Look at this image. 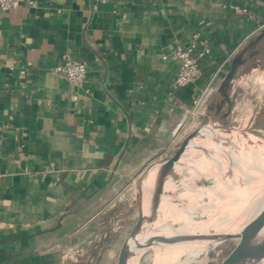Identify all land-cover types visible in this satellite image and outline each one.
Returning <instances> with one entry per match:
<instances>
[{
	"label": "crops",
	"instance_id": "1",
	"mask_svg": "<svg viewBox=\"0 0 264 264\" xmlns=\"http://www.w3.org/2000/svg\"><path fill=\"white\" fill-rule=\"evenodd\" d=\"M193 40L211 54L176 86L180 62L163 56ZM66 53L86 64L83 84L54 71ZM235 61L236 74L264 72V0L0 8V264H116L112 219L134 201L129 182L174 153L210 80L218 109L230 101L219 87Z\"/></svg>",
	"mask_w": 264,
	"mask_h": 264
},
{
	"label": "bare ground",
	"instance_id": "2",
	"mask_svg": "<svg viewBox=\"0 0 264 264\" xmlns=\"http://www.w3.org/2000/svg\"><path fill=\"white\" fill-rule=\"evenodd\" d=\"M248 79L263 82L264 74L254 72ZM196 134L183 153L189 154L187 165L191 175L181 181L171 176L164 179L156 220L148 235L152 238H147V229L138 236L130 264H137L155 240L160 245L153 246V251L164 264L197 263L223 233L242 226L259 206L264 192V142L256 143L240 129L228 132L214 123L202 125ZM196 151L202 155L194 157ZM160 168L161 164L150 168L147 179L140 185L145 218L154 200ZM208 178L215 183L200 186L194 182ZM179 184L184 191L174 199L173 189ZM257 250L261 255L256 257ZM245 264H264V243L256 246Z\"/></svg>",
	"mask_w": 264,
	"mask_h": 264
},
{
	"label": "rangeland",
	"instance_id": "3",
	"mask_svg": "<svg viewBox=\"0 0 264 264\" xmlns=\"http://www.w3.org/2000/svg\"><path fill=\"white\" fill-rule=\"evenodd\" d=\"M251 71L252 70H246L241 74L235 75V78L232 83H230L227 91L230 101L223 104L220 109L217 107V103L220 100V93H218V90L210 93L205 103L207 105L205 113L199 115L193 114L192 118L186 123L185 128L178 131L176 138L178 146L191 132H195L193 137L197 136V130H199L202 125L208 123H214L217 127H222L228 132L232 131V129H240L243 133L249 134L256 143L264 142V81L260 82L248 79V77L254 72L262 74H264V72ZM259 110L262 111L261 114L258 113ZM225 111H227L226 114L224 113ZM254 115H256V117H254ZM244 121L247 123L245 124ZM178 146H176V148H178ZM201 155L200 151L193 153L194 157H200ZM182 156L181 161L177 164L175 169L173 168L165 178L171 176L174 180L181 181L191 175V171L187 165L190 161L189 154H183ZM155 164L152 165L154 166ZM147 177L148 171H146L143 176L135 182H129L128 190L133 192V195L135 196L133 198L134 201L132 200L133 202L130 204V207L126 198L121 201L118 205L119 207H117L118 215L114 216L112 219L113 227L116 228L115 232L119 247L122 245L124 239L127 237L136 222L137 202L140 203L142 198L140 185L147 179ZM194 182L197 185L204 186L207 184H214L215 180L213 178H208L207 180L196 179ZM183 191L184 187L182 185H176L173 189V198L178 199L180 193ZM185 202H187V200ZM155 213L156 209L154 210L153 215L150 210L147 212L148 216L146 217V221L149 222V227L146 230V236L149 239L152 238L148 235L151 234V225L156 220L154 217ZM198 217L200 218L201 216L198 214ZM203 218H206V216ZM217 242L216 244L209 246L207 251L201 254L197 263L188 262L186 264H218L232 248L234 241H228L224 244H220V241ZM159 245V241L151 244L150 248L140 256L137 264H164L159 257L157 258V255L152 248L153 246ZM250 254L251 252L246 255V260L239 261L237 264H245Z\"/></svg>",
	"mask_w": 264,
	"mask_h": 264
},
{
	"label": "water",
	"instance_id": "4",
	"mask_svg": "<svg viewBox=\"0 0 264 264\" xmlns=\"http://www.w3.org/2000/svg\"><path fill=\"white\" fill-rule=\"evenodd\" d=\"M237 64V61H235L227 74L224 76L219 87V91L222 94L227 93L230 83H232L234 80ZM194 134L195 132L188 134L186 138L179 144L178 148H176L174 153L165 161L160 163L161 168L154 192V200L150 209L152 215L159 202L161 187L165 177L174 168L175 164L181 160V157ZM145 219V215L142 211V200H140L138 218L121 245L116 264H130L131 259L134 256L135 241L137 240L138 236L149 227V222H147ZM219 241L220 244H224L228 241H234V245L218 264H237L239 261H244L246 260V255L249 254V252H254L257 245L264 243V192L261 196L259 206L257 207L256 211L246 220V222L234 230L223 233ZM153 243H156V240ZM254 255L256 257L260 256L261 251L257 250Z\"/></svg>",
	"mask_w": 264,
	"mask_h": 264
},
{
	"label": "built area",
	"instance_id": "5",
	"mask_svg": "<svg viewBox=\"0 0 264 264\" xmlns=\"http://www.w3.org/2000/svg\"><path fill=\"white\" fill-rule=\"evenodd\" d=\"M20 0H0V8L8 10L18 5ZM231 8L236 13H245L248 8L233 4ZM211 54L210 46L198 40H193L189 44H178L169 54L163 56L164 59L172 58L180 62L179 69L174 78V85L186 86L197 81L201 77L200 61L207 58ZM223 70V64L218 68L213 78ZM54 71L62 78L67 79L71 83L81 85L87 78L86 64L73 58L66 53L62 56L61 61L54 66ZM212 78V79H213ZM212 80L205 85L199 95L193 101V107L190 110L193 114L205 113V103L207 97L213 91Z\"/></svg>",
	"mask_w": 264,
	"mask_h": 264
}]
</instances>
